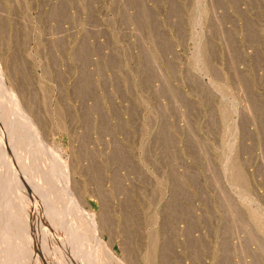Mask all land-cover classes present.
<instances>
[{
	"label": "rangeland",
	"instance_id": "rangeland-1",
	"mask_svg": "<svg viewBox=\"0 0 264 264\" xmlns=\"http://www.w3.org/2000/svg\"><path fill=\"white\" fill-rule=\"evenodd\" d=\"M0 71V264H264V0H0Z\"/></svg>",
	"mask_w": 264,
	"mask_h": 264
},
{
	"label": "bare ground",
	"instance_id": "bare-ground-1",
	"mask_svg": "<svg viewBox=\"0 0 264 264\" xmlns=\"http://www.w3.org/2000/svg\"><path fill=\"white\" fill-rule=\"evenodd\" d=\"M0 73H1V71H0ZM3 73H4V72H3ZM1 74H2V73H1ZM2 75H3V74H2ZM1 77H2V76H1ZM1 77H0V78H1ZM3 78H4V79H3ZM3 78H1V81H3V82L6 81V78H5L4 76H3ZM3 82H2V83H3ZM5 83H7V81H6ZM2 85H3L4 87L6 86L5 84H2ZM4 87H2V88H4ZM6 87H7V86H6ZM8 87L11 88L10 86H8ZM0 89H1V86H0ZM7 90H8V89H7ZM9 90H10V89H9ZM4 91H5V89H4ZM4 91H3V94H4ZM11 91H12V88H11V90L9 91V92L12 94ZM9 92H8V93H9ZM11 94H10V95H11ZM1 95H2V94H1ZM13 95H14V94H12V97H14ZM8 96H9V95H7V97H8ZM16 96H17V95H16ZM5 98H6V94H5ZM8 99H10V96L8 97ZM12 99H13V98H11V100H12ZM9 101H10V100H9ZM13 101H14V102H13ZM16 101H17V100H12V102L14 103V105H15V103H16V106H15V107L17 108V107H18V104H17ZM13 103H12V104H13ZM9 104H10V103H9ZM5 105H6V104H5ZM10 106H11V105H10ZM19 106H20V105H19ZM11 107H12V106H11ZM5 108H6V107H5ZM12 108H13V107H12ZM21 108H22V107H21ZM21 108H20V109H21ZM9 109H10V108H9ZM20 109H18V110H20ZM11 111H12V110H11ZM17 112H18V111H17ZM14 113H15V112H14ZM18 113H19V112H18ZM1 114H2V113H1ZM12 114H13V113H12ZM12 114H11V115H12ZM21 114H22V112H21ZM11 115H10V116H11ZM16 115H17V113H16ZM19 115H20V113H19ZM2 116H3V115H2ZM24 116H25V115H24ZM26 117H27V115H26ZM15 120H16V119H15ZM26 120H28V119H26ZM26 120L24 119V121H26ZM30 120H31V119H30ZM9 121H10V120H9ZM19 121H20V120H19ZM24 121H23V123H24ZM4 122H5V120H4ZM4 122L2 123V120L0 121V123H1V126H0L1 130H0V131L5 132V133L3 134V136H1L2 138L0 137V138H1V139H0V143H1V144L4 143V144L6 145V147L8 148V147H11V145L15 142V141H14L15 139L18 140V142H19V137H17V135H19L20 129H25V127H24V128L22 127V128L19 129L20 124H19V126L17 127V126L14 124V123H15L14 121L11 122L12 125L10 124V122H9V123H6V122H5L6 125L10 124V125H8V126H5V125H4ZM26 122H27V121H26ZM31 122H32V121H31ZM21 124H22V122H21ZM27 124H28V123H27ZM25 125H26V124H25ZM34 125H35V124H33V122H32V123H30L29 127H26V129H27V128H30L29 130L33 133V131H35V126H34ZM22 126H24V125H22ZM6 127H7V128H6ZM29 130H27V132L25 131V133L28 134V133H29V132H28ZM35 132H36V131H35ZM20 134H21V132H20ZM23 134H24V133H23ZM30 134H31V133H30ZM1 135H2V134H1ZM21 135H22V134H21ZM38 135H39V134H38ZM13 136H15L14 140L12 139ZM19 136H20V135H19ZM25 136H26V135H25ZM16 137H17V138H16ZM20 137H22V136H20ZM28 137H29V136H28ZM34 137H35V136H34ZM34 137H33L32 140L35 139ZM37 138H38V136H37ZM21 139H22V138H21ZM26 139H27V136H26ZM29 139L31 140V137H30ZM22 140L24 141V139H22ZM13 141H14V142H13ZM21 142H22V141H21ZM26 142H27V141H26ZM34 142H35V140H34ZM38 143H39V142H38ZM4 144H3V145H4ZM16 144H17V145L20 144V145L22 146L24 143H16ZM26 144H27V143H26ZM38 145H39V144H38ZM1 146H2V145H1ZM26 146H27V145H26ZM36 146H37V145H35V147H36ZM40 146H41V148H43L42 145H40ZM28 147H29V146H28ZM38 147H39V146H38ZM7 148H5V149H7ZM12 148H13V146H12ZM17 148H18V147H17ZM20 148H21V147H20ZM22 148H23V147H22ZM8 149H9V148H8ZM10 149H11V148H10ZM13 149H15L14 152H17V151H18V149H17V151H16V148H13ZM13 149H12V150H13ZM38 149H39V148H38ZM20 150H21V149H20ZM42 150H43V149H41V151H42ZM5 151H6V150H5ZM10 151H11V150H10ZM8 152H9V151H7V154H8ZM14 152H13V153H14ZM42 152H43V151H42ZM17 153H18V152H17ZM17 153H16V156H18ZM45 153H46V152H45ZM9 154H10V153H9ZM9 154H8V156H9ZM11 155H13V154H12V151H11ZM43 155H44V154H43ZM14 156H15V155H14ZM44 156H45V155H44ZM44 156H43V157H44ZM48 156H49V155H48ZM48 156H47V157H48ZM10 157H11V156H10ZM41 157H42V156H41ZM12 158H13V156H12ZM229 158H230V157H229ZM17 159H18V157H17ZM17 159H15V157H14L13 160L16 161ZM35 159H36V158H35ZM7 160H9V159H7ZM15 161H14V162H15ZM18 161H19V160H18ZM32 161H33V160H32ZM36 161H37V160H36ZM36 161H35V162H36ZM37 162H38V161H37ZM18 163H19V162H18ZM15 164H17V162H15ZM15 164H13V162H12V166L15 165ZM17 166H18V164H17ZM17 166H16V167H17ZM32 166H33V165H32ZM38 166H39V165H38ZM10 167H11V166H10ZM233 168L235 169V167H233ZM32 169H33V168H32ZM11 170H12V169H11ZM63 171H64V169H63ZM36 172H37V171H36ZM40 172H41V171H40ZM37 173H38V172H37ZM41 174H42V173H41ZM45 174H46V173H45ZM45 174H44V176H45ZM230 174H231V172H230ZM39 175H40V174H39ZM40 176H41V175H40ZM42 176H43V175H42ZM42 176H41V177H42ZM11 177H12V176H11ZM17 177H18V176H17ZM1 178H2V177H1ZM39 178H40V177H39ZM46 178H48V177L46 176ZM2 179H3V178H2ZM15 180H17V179L15 178ZM46 180H47V179H46ZM13 181H14V180H13ZM17 181H18V180H17ZM22 181H23V180H22ZM47 181H48V180H47ZM47 181H46V182H47ZM20 182H21V181H20ZM52 183H53V181H52ZM18 184H19V183H18ZM41 184H42V183H41ZM41 184H40V185H41ZM44 184H45V183H44ZM49 184H50V183H49ZM2 185H3V184H2ZM15 186H16V182H15ZM17 186H18V185H17ZM50 186H51V184H50ZM50 186H49V187H50ZM20 187H21V186H20ZM45 187H46V185H45ZM52 187H53V186H52ZM46 188H47V187H46ZM40 189H41V188H39V190H40ZM49 189L51 190V187H50ZM8 190H9V189H8ZM42 190H43V189H42ZM9 191H10V190H9ZM49 192H52L51 194L49 193V197H51L52 195L54 196V195H55L54 193L57 194V192H55V191H54V193H53L52 190L49 191ZM47 193H48V192H47ZM20 194H21V193H20ZM58 194H59V193H58ZM49 197H48V198H49ZM55 197H56V196H54L53 198H55ZM67 197H68V196H67ZM48 198H47V199H48ZM45 199H46V198H45ZM47 199H46V200H47ZM52 200H54V199H52ZM55 200H56V199H55ZM55 200H54V201H55ZM1 201H2V200H1ZM57 201H58V200H57ZM45 202H46V201H45ZM47 202H48V201H47ZM4 203H5V202H4ZM0 206H1V205H0ZM3 206H4V205H3ZM69 206H70V205H69ZM48 208H49V206H48ZM72 208H73V207H72ZM1 209H2V208H1ZM14 209H15V208H14ZM18 209H19V208H18ZM18 209L13 210V211H14L13 213H15V214L17 215V214H18ZM21 209H22V208H20V210H21ZM2 210H3V209H2ZM74 210H75V209H74ZM49 211H50V210H49ZM10 212H11V211H10ZM20 213H21V212H19V214H20ZM15 214H12L13 217H15ZM50 215H52V214L50 213ZM83 215H84V214H83ZM82 217H83V216H82ZM11 218H12V216H11ZM83 218L86 219L85 215H84ZM13 219H14V218H13ZM16 219H19V218H15L14 222H16ZM92 220H94V219H92ZM92 220H91V223H94L95 221H92ZM10 221H11V220H10ZM14 222H11V223H14ZM42 222H43V221H42ZM10 225H11V224H10ZM93 225H94V224H93ZM14 226H17V225H14ZM19 227H20V226H19ZM19 227L16 229V230H17V233L19 232V230H18V229H20ZM22 227H23V226H22ZM22 227H21V228H22ZM11 228L14 230L16 227H14V228L11 227ZM12 229H10V227H9V230H8L9 232H8V234L10 233V231L13 232ZM22 229H23V228H22ZM23 230H24V229H23ZM14 232H15V231H14ZM20 232H21V231H20ZM15 233H16V232H15ZM22 233L24 234L23 231H22ZM22 233H21V235H22ZM8 236L11 237L12 235L9 234ZM8 236H6V237H8ZM14 236H15V235H14ZM18 236H19V233H18V235H17V238H18ZM22 236H23V235H22ZM8 238H9V237H8ZM12 238H13V236H12ZM17 238H16V239H17ZM23 238H24V236H23ZM6 239H7V238H6ZM14 239H15V238H14ZM14 239H13V240H14ZM18 239H19V238H18ZM18 239H17V240H18ZM20 239H21V238H20ZM7 240L9 241V239H7ZM21 240H22V239H21ZM26 240H27V239H26ZM18 241H19V240H18ZM22 241H23V240H22ZM6 242H7V241H6ZM11 242H12V241H11ZM12 243H13V242H12ZM20 243H21V241H20ZM14 244H15V241H14ZM24 244H25V242H23V246L26 247L27 244H26V245H24ZM8 246L10 247V243H9ZM13 247H14V246H13ZM21 247H22V246H19V244L16 245V248H20V249H21ZM14 248H15V247H14ZM26 248H27V247H26ZM11 249L13 250L12 253H15V252L18 251V249H17V251H16V250L13 249L12 247H11ZM28 249H30L29 246H28ZM42 249H43V248H42ZM21 250H24V249L22 248ZM25 250H26V249H25ZM18 252H19V251H18ZM21 252H23V251H21ZM24 253H25V252H24ZM40 253H41V252H40ZM15 254H17V253H15ZM15 254H14V255L12 254L14 258H16V257H15ZM29 254H30V253H29ZM22 255H23V254H22ZM22 255H21V256H22ZM25 255H26V253H25ZM25 255H24V256H25ZM17 256H20V254L17 255ZM21 256H20V257H21ZM24 256H23V257H24ZM28 256H29V255H28ZM28 256H27V257H28ZM30 256H31V255H30ZM50 256H51V255H50ZM11 257H12V256H10V260H11ZM13 257H12V258H13ZM23 257H22V258H23ZM27 257H25V259H24V258H23V259L26 260ZM52 257H53V256H52ZM29 258H30V257H29ZM29 258H28V259H29ZM16 259H19V261H22V260H20V258H18V257H17ZM16 259L11 260V261L9 260V261L11 262L10 264H14L15 262H17L18 260L15 261ZM12 261H13V262H12ZM19 261H18V263L20 264L21 262H19ZM28 261H29V260H28ZM0 262L2 263V260H0ZM26 262H27V261H26ZM26 262H25V263H26ZM51 262H52V261H51ZM51 262H50V263H51ZM18 263H17V264H18ZM27 263H28V262H27ZM27 263H26V264H27ZM21 264H23V263H21ZM46 264H47V263H46Z\"/></svg>",
	"mask_w": 264,
	"mask_h": 264
}]
</instances>
